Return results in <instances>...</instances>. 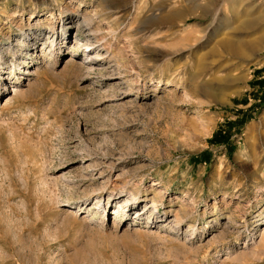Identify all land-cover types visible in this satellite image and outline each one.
Instances as JSON below:
<instances>
[{"label": "rangeland", "instance_id": "1", "mask_svg": "<svg viewBox=\"0 0 264 264\" xmlns=\"http://www.w3.org/2000/svg\"><path fill=\"white\" fill-rule=\"evenodd\" d=\"M262 8L0 0V264H264Z\"/></svg>", "mask_w": 264, "mask_h": 264}, {"label": "bare ground", "instance_id": "2", "mask_svg": "<svg viewBox=\"0 0 264 264\" xmlns=\"http://www.w3.org/2000/svg\"><path fill=\"white\" fill-rule=\"evenodd\" d=\"M124 3H125V1H124ZM82 5H83V3L81 1L79 3V7L82 6ZM115 5L116 4H114V6ZM125 5L126 4H124V6ZM119 6H122V4L119 5ZM34 12L35 11H32L31 12L33 18L36 17L35 15H33ZM259 12H263L264 13V8L259 9ZM51 13H53V12L51 11ZM177 17H179V15H176L175 16L176 19H177ZM171 18L173 19L174 17H170L169 19H171ZM90 20H91V18L85 15L84 21L87 22V25L90 24ZM50 29H51V27H50ZM241 38H242V35H239V36L236 35V36L233 37V39L227 38V39H224L222 41V43H221V46L224 47V50L229 55H231L230 59H234V58L235 59H238L239 60V63L242 62V61H244L245 59H247L246 57H248L249 55L254 54L257 51L258 46H259V43H260V42H256V43L255 42L246 43V42H243ZM170 81H171L170 79L169 80H166L167 83H169ZM206 88L208 90L210 88L209 85H207ZM222 88L223 87H221V89H217V90L213 89V91H212L213 92V95H215L216 97H218L220 95V91L222 90Z\"/></svg>", "mask_w": 264, "mask_h": 264}]
</instances>
